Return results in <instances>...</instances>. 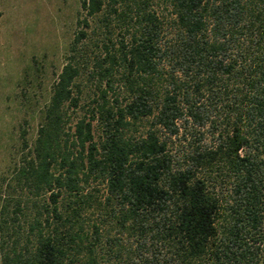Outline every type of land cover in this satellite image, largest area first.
Listing matches in <instances>:
<instances>
[{"label": "trees", "instance_id": "1", "mask_svg": "<svg viewBox=\"0 0 264 264\" xmlns=\"http://www.w3.org/2000/svg\"><path fill=\"white\" fill-rule=\"evenodd\" d=\"M76 24L1 264H264V0H79Z\"/></svg>", "mask_w": 264, "mask_h": 264}, {"label": "rangeland", "instance_id": "2", "mask_svg": "<svg viewBox=\"0 0 264 264\" xmlns=\"http://www.w3.org/2000/svg\"><path fill=\"white\" fill-rule=\"evenodd\" d=\"M78 8L79 0H0V208L6 198L27 196L12 181L13 169L26 152L20 135L29 144L36 137L41 109L78 29ZM95 22L91 19L86 29L89 57L98 52L95 44L105 37L96 31ZM113 33L111 39L117 29ZM93 79L88 74L80 79L82 103L96 91Z\"/></svg>", "mask_w": 264, "mask_h": 264}]
</instances>
